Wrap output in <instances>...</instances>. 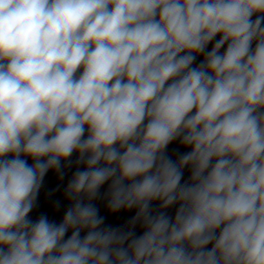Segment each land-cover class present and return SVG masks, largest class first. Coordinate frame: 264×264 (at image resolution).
Instances as JSON below:
<instances>
[{
	"label": "clouds",
	"instance_id": "1",
	"mask_svg": "<svg viewBox=\"0 0 264 264\" xmlns=\"http://www.w3.org/2000/svg\"><path fill=\"white\" fill-rule=\"evenodd\" d=\"M0 264H264V0H0Z\"/></svg>",
	"mask_w": 264,
	"mask_h": 264
},
{
	"label": "water",
	"instance_id": "2",
	"mask_svg": "<svg viewBox=\"0 0 264 264\" xmlns=\"http://www.w3.org/2000/svg\"><path fill=\"white\" fill-rule=\"evenodd\" d=\"M171 147H175V145L170 146V148ZM73 159H75V155H74ZM29 163H32V161L29 160ZM72 171H75V167H73V169L68 171V174L65 177L63 182H59L57 180L56 175H54L52 172H49L46 175L45 180H44V185L41 188L40 193H39L37 207L30 214L33 219L38 217L41 213H47L49 215L50 219H54L57 222H59L62 219L63 208H61V210L58 212H54L52 200H54V199H61L62 200L63 199V197H62L63 187L66 186L68 179L71 177ZM58 183H61L60 191L56 192L55 196L49 198L48 193L52 189L56 188ZM64 205H65V207L67 206L66 201L64 202ZM102 212H103V208H102ZM128 215H131V213H129L127 215L124 213H121L118 217H109L108 222H110V223H122L127 218Z\"/></svg>",
	"mask_w": 264,
	"mask_h": 264
}]
</instances>
